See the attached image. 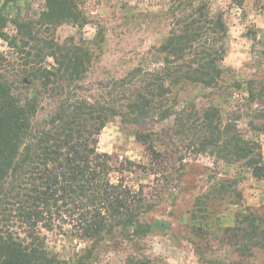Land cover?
I'll list each match as a JSON object with an SVG mask.
<instances>
[{
	"label": "trees",
	"instance_id": "trees-1",
	"mask_svg": "<svg viewBox=\"0 0 264 264\" xmlns=\"http://www.w3.org/2000/svg\"><path fill=\"white\" fill-rule=\"evenodd\" d=\"M69 1L46 0L41 21L28 27L14 21V35L6 33L0 14V39L24 48L28 65L0 70V264H87V256L68 262L51 254L43 231L69 226L94 250L116 229L139 221L142 192L113 183L111 157L98 151L103 129L116 117L137 127L143 139L146 131L153 135L151 123L173 117L177 133L188 135L199 151L211 149L225 162L246 160L252 176L264 181L261 148L244 138L239 119L224 121L215 108L178 110L189 85L219 87L229 37L222 14L212 17L206 1L194 8L199 0H176L167 40L153 49L159 67L139 66L120 82L101 85L109 89L108 100H96L78 93L89 51L43 36V29L67 18L79 22ZM232 2L241 8L244 0ZM246 85L248 102L264 116V80ZM244 222L245 238L253 241L245 247L264 248V215L250 212Z\"/></svg>",
	"mask_w": 264,
	"mask_h": 264
},
{
	"label": "rangeland",
	"instance_id": "rangeland-1",
	"mask_svg": "<svg viewBox=\"0 0 264 264\" xmlns=\"http://www.w3.org/2000/svg\"><path fill=\"white\" fill-rule=\"evenodd\" d=\"M175 1L70 0L79 22L67 18L43 29V36L87 49L91 61L78 93L108 100V85L139 66L149 71L159 67L153 49L167 40ZM203 1L212 17L224 16L228 28L223 73L217 88L186 87L178 110L215 108L224 121L239 119V131L264 156V116L256 112L260 106L248 102L246 85L264 80V0H244L241 8L232 0H199L194 8ZM47 12L46 0H0L5 31L11 35L14 21L28 27ZM26 65L24 48L14 50L0 39V70ZM137 129L113 118L100 135L98 151L111 157L113 183L121 180L142 192L139 221L116 229L94 250L69 226L44 230L48 251L68 262L87 256V264H264V248L245 247L252 240L245 238L244 217L264 215V193L257 194L264 189L255 186L263 180L252 176L246 160L225 162L211 149L199 151L188 135L177 133L173 117L151 123L153 135L146 131L147 138H139Z\"/></svg>",
	"mask_w": 264,
	"mask_h": 264
},
{
	"label": "crops",
	"instance_id": "crops-1",
	"mask_svg": "<svg viewBox=\"0 0 264 264\" xmlns=\"http://www.w3.org/2000/svg\"><path fill=\"white\" fill-rule=\"evenodd\" d=\"M255 186H257L258 188H260V190H261V189H264V181H262L261 183L255 185ZM260 192H261V193H264V190H261V191H259V192L257 191V194H258V193L260 194ZM263 196H264V194H263Z\"/></svg>",
	"mask_w": 264,
	"mask_h": 264
}]
</instances>
